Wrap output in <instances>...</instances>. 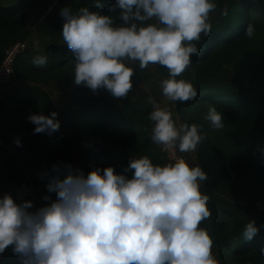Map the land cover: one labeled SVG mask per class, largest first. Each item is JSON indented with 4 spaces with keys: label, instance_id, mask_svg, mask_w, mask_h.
Wrapping results in <instances>:
<instances>
[{
    "label": "clouds",
    "instance_id": "clouds-1",
    "mask_svg": "<svg viewBox=\"0 0 264 264\" xmlns=\"http://www.w3.org/2000/svg\"><path fill=\"white\" fill-rule=\"evenodd\" d=\"M102 3L94 0L97 10L60 11L62 43L76 61L74 83L93 92L106 89L120 99L133 88L135 66L159 65L168 70V78L160 81L167 102L196 100L197 87L177 77L199 54L193 42L212 32L215 0H114L109 14L98 10ZM117 9L124 22L119 26L112 15ZM254 31L249 24L244 34L252 37ZM32 62L44 66L47 56L37 55ZM148 102L152 141L162 150L195 152L205 139L202 126L178 124L167 103L162 107L151 96ZM57 117L55 110L30 114L33 134L51 137L60 127ZM204 119L215 129L224 126L214 104ZM14 142L22 146L19 138ZM257 147L264 155V145ZM45 177L48 193L56 195L44 196L39 208L30 199L0 195V254L11 247L20 264H219L213 239L201 227L211 211L210 196L201 191L208 174L200 165L183 157L160 165L145 155L130 159L123 172L109 165L85 174L71 163H57L41 174ZM258 231L255 221H248L243 238L252 240Z\"/></svg>",
    "mask_w": 264,
    "mask_h": 264
},
{
    "label": "trees",
    "instance_id": "trees-1",
    "mask_svg": "<svg viewBox=\"0 0 264 264\" xmlns=\"http://www.w3.org/2000/svg\"><path fill=\"white\" fill-rule=\"evenodd\" d=\"M215 2L217 7L210 13L215 15L210 20L211 34H201L200 40L193 42L199 54L192 56V64L177 77L192 82L198 96L194 101L176 102L173 109L182 123L201 125L205 135L195 154L197 165L208 174L201 191L210 196L211 216L201 227L209 231L222 264H264L260 251L264 248V215L254 206L243 211L237 203L244 192L249 193L253 205L264 198L260 195L264 191V155L257 147L264 145V0ZM112 3L114 0H103L98 10L109 14ZM59 6L71 7L74 12L81 6L97 10L94 0H61ZM118 12L112 13L117 26L124 23ZM31 15L29 7L0 6V63L11 43L29 38ZM249 24L255 29L252 37L244 34ZM37 55L47 56L46 65L33 64ZM75 63L73 53L62 42H48L42 51L28 48L17 57L14 78L22 85L0 88V151L27 145L46 171L57 163H71L85 174L109 165L123 172L130 159L145 155L155 164L169 163L151 139L153 108L137 100L142 81L139 73L134 71L128 96L117 99L106 89L93 92L85 85H76ZM154 66L168 78L165 67ZM55 80L72 88V104L65 110L58 111L43 89ZM210 104L222 112L224 126L220 129L204 119ZM53 110L58 113L59 129L51 137L33 134L35 126L28 116L49 115ZM16 138L22 146L15 144ZM0 174L12 188L28 181L25 169L8 154H1ZM46 192L55 199V193ZM251 220L259 231L246 240L243 229ZM0 264H20V259L9 247L0 254Z\"/></svg>",
    "mask_w": 264,
    "mask_h": 264
},
{
    "label": "rangeland",
    "instance_id": "rangeland-1",
    "mask_svg": "<svg viewBox=\"0 0 264 264\" xmlns=\"http://www.w3.org/2000/svg\"><path fill=\"white\" fill-rule=\"evenodd\" d=\"M214 17L215 15H210L209 19L211 20ZM36 25L37 23H33L31 25V29L33 30L26 42L28 48L32 50L35 48L38 51H42L45 45H47L48 41L46 38L42 37L41 34L37 31ZM135 70L136 72L139 73V76L142 79L139 86L140 89L137 96V100H139L143 104L152 107V105L148 102V98L151 96L155 98V100L158 103H160L162 107L165 106L167 101L161 94V89H160V81L165 78L160 74L157 67L150 64L147 69L140 70L138 66H135ZM149 74H151L152 77H149ZM19 83L22 85L19 79L14 78L12 82L6 85L5 88L12 89ZM43 89L47 93L52 103L54 104V107L58 111L65 110L66 107L72 104V95H71L72 88L64 84L63 81L61 80L51 81L49 84L45 85ZM167 104L168 106L171 107L173 114L177 115L173 109L172 102L171 103L168 102ZM180 123H182L181 120ZM155 146L157 145L155 144ZM1 154L3 155L8 154L14 157L22 165V167L26 171L27 180L30 181L36 187L37 190L36 198H38L40 194H44V193L46 196L47 190L46 188H44V186L47 181V178L45 177L44 179H41V174L47 171L44 168V166H42L39 163L38 158L35 155H33V153L31 152V148L29 146L23 145V147L15 150L12 149L11 147H4L3 151H0V158H1ZM73 166L76 168L77 165L74 164ZM12 190L13 188L10 186V184L7 181L3 179L2 175L0 174V194L3 195L4 193L7 192L12 195ZM261 194L264 195V191L260 193V195ZM248 196L249 193L244 192L241 199L237 200L238 205L241 206V209L243 211L253 209V202H251L248 199L249 198ZM35 201L36 199L33 200V203ZM212 252L214 257L219 261V264H222L221 259L218 256V251L214 245L212 247Z\"/></svg>",
    "mask_w": 264,
    "mask_h": 264
},
{
    "label": "built area",
    "instance_id": "built-area-1",
    "mask_svg": "<svg viewBox=\"0 0 264 264\" xmlns=\"http://www.w3.org/2000/svg\"><path fill=\"white\" fill-rule=\"evenodd\" d=\"M27 49L28 45L26 41L11 43L5 49L4 57L0 63V88L12 82L15 77V60ZM153 127L154 125L152 128ZM157 148L160 154L165 158V160H167V162L171 163L175 158L181 157L177 148H173L171 150H162L160 145H157ZM12 196L18 201L24 199H30L33 201L36 199L37 191L33 185L29 184V182L25 180L13 188ZM253 206L255 207L257 213L264 215V198L258 199Z\"/></svg>",
    "mask_w": 264,
    "mask_h": 264
},
{
    "label": "water",
    "instance_id": "water-1",
    "mask_svg": "<svg viewBox=\"0 0 264 264\" xmlns=\"http://www.w3.org/2000/svg\"><path fill=\"white\" fill-rule=\"evenodd\" d=\"M61 0H0V6H25L32 10L30 21L37 23L36 29L50 44L62 42L63 17L60 15Z\"/></svg>",
    "mask_w": 264,
    "mask_h": 264
},
{
    "label": "crops",
    "instance_id": "crops-1",
    "mask_svg": "<svg viewBox=\"0 0 264 264\" xmlns=\"http://www.w3.org/2000/svg\"><path fill=\"white\" fill-rule=\"evenodd\" d=\"M34 50H36L34 48ZM168 103V102H167ZM171 103V102H170ZM153 108V107H152ZM174 115V114H173ZM174 118L177 120V123L179 124L180 123V120L179 118L177 117V115H174ZM180 155L185 158L186 160H188L189 162H193V164H196L197 165V162H196V154L195 152H191V153H181L179 152ZM45 196V193L44 194H40L38 196V198H36V201L33 203V207L34 209L35 208H39L40 206H43L46 201L43 199V197Z\"/></svg>",
    "mask_w": 264,
    "mask_h": 264
}]
</instances>
